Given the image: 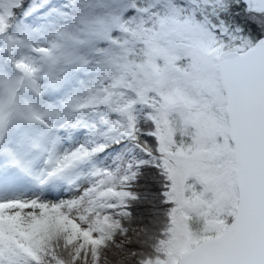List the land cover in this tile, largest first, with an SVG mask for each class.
I'll return each mask as SVG.
<instances>
[{
	"label": "snow or ice",
	"instance_id": "1",
	"mask_svg": "<svg viewBox=\"0 0 264 264\" xmlns=\"http://www.w3.org/2000/svg\"><path fill=\"white\" fill-rule=\"evenodd\" d=\"M0 264H264V0H0Z\"/></svg>",
	"mask_w": 264,
	"mask_h": 264
}]
</instances>
